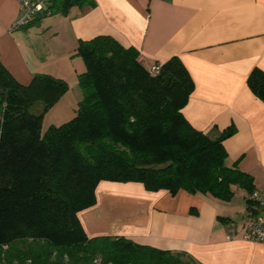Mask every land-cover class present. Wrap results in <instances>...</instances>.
Returning a JSON list of instances; mask_svg holds the SVG:
<instances>
[{
  "label": "trees",
  "instance_id": "16d2710c",
  "mask_svg": "<svg viewBox=\"0 0 264 264\" xmlns=\"http://www.w3.org/2000/svg\"><path fill=\"white\" fill-rule=\"evenodd\" d=\"M43 2L45 10L27 23L94 4ZM75 52L85 66L81 99L69 120L45 130L42 116L67 91L66 82L34 73L23 84L0 62V264H201L124 236L90 237L78 214L95 203L103 180L223 200L238 187L246 200L252 176L225 164L223 140L233 128L210 137L186 119L193 81L177 56L155 62L159 70L151 74L135 47L110 34L78 39ZM246 82L264 101V70L254 67Z\"/></svg>",
  "mask_w": 264,
  "mask_h": 264
},
{
  "label": "crops",
  "instance_id": "0c3cea01",
  "mask_svg": "<svg viewBox=\"0 0 264 264\" xmlns=\"http://www.w3.org/2000/svg\"><path fill=\"white\" fill-rule=\"evenodd\" d=\"M18 14L17 0H0V62L27 84L45 70L29 23L12 26ZM55 16L38 30L63 26L74 45L110 34L135 47L145 66L177 56L193 81L184 116L210 137L231 126L223 140L225 164L249 173L254 190L264 195V101L246 82L254 67L264 70V0H94ZM245 197L238 187L223 200L103 180L95 188V203L78 216L90 237L124 236L185 252L201 264H264V241L226 237L229 223L238 228L246 213Z\"/></svg>",
  "mask_w": 264,
  "mask_h": 264
},
{
  "label": "rangeland",
  "instance_id": "374dc122",
  "mask_svg": "<svg viewBox=\"0 0 264 264\" xmlns=\"http://www.w3.org/2000/svg\"><path fill=\"white\" fill-rule=\"evenodd\" d=\"M44 6L47 3L44 2ZM22 14L19 11L18 17ZM61 15L53 13L52 15ZM51 14L40 16L38 19H32L28 26L32 27L30 40L35 43L37 52L40 55L41 67L45 72L52 76L61 78L67 84V91L49 107L43 114L41 120V130H45L49 125H59L69 120L75 113L77 103L81 99L82 91L78 83V74L85 69L82 57L76 54V44L70 41V37L64 31L63 26H53L54 30H38V25L44 22L46 27L47 17ZM39 32L36 35L34 32ZM38 41V43H37ZM77 43V42H76ZM40 103L36 102L30 107V111L38 112Z\"/></svg>",
  "mask_w": 264,
  "mask_h": 264
},
{
  "label": "built area",
  "instance_id": "2783aa9c",
  "mask_svg": "<svg viewBox=\"0 0 264 264\" xmlns=\"http://www.w3.org/2000/svg\"><path fill=\"white\" fill-rule=\"evenodd\" d=\"M22 14L13 22V27L26 24L35 14L45 10L43 0H17ZM138 60L142 63V59ZM159 64L149 66L151 74L158 73ZM246 213L238 222V228L229 223L227 238H242L249 241H264V195L253 190L246 198Z\"/></svg>",
  "mask_w": 264,
  "mask_h": 264
}]
</instances>
